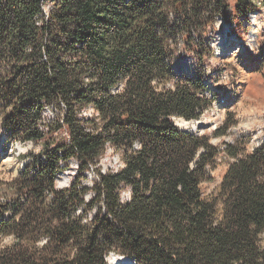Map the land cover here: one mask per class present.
Masks as SVG:
<instances>
[{"label": "trees", "instance_id": "16d2710c", "mask_svg": "<svg viewBox=\"0 0 264 264\" xmlns=\"http://www.w3.org/2000/svg\"><path fill=\"white\" fill-rule=\"evenodd\" d=\"M262 5L0 0V132L42 145L8 185L17 198L0 199V264H106L110 252L138 264H264V138L252 151L239 140L220 149L180 129L177 120H200L212 99L173 64L180 46L205 62L218 19L246 20ZM51 105L61 113L47 121ZM234 125L226 119L213 137ZM108 145L121 165L85 186ZM222 154L227 170L205 197ZM72 160L78 172L59 189Z\"/></svg>", "mask_w": 264, "mask_h": 264}, {"label": "rangeland", "instance_id": "374dc122", "mask_svg": "<svg viewBox=\"0 0 264 264\" xmlns=\"http://www.w3.org/2000/svg\"><path fill=\"white\" fill-rule=\"evenodd\" d=\"M215 27L206 34L205 44L201 47L208 60L202 62L196 53L188 52L180 46L173 63L179 77L202 79L206 85L205 95L212 99L211 108L200 119L201 124L185 121L190 123L186 127L189 131L195 127L193 132L210 136L211 142L220 149L224 148L225 142L239 140L252 151L262 144L264 138V5L246 20H237L230 12L226 21L219 18ZM229 30H233L240 38H234ZM219 41L223 43V48L219 47ZM220 49H223V54H220ZM90 111L88 109V114ZM60 113V110L51 105L45 110L44 118L51 121ZM226 119L235 121L236 125L229 129L226 136L213 137V131ZM180 120L184 119L177 121ZM7 137V134L0 132V199L15 200L17 196L8 185L18 178L20 171L30 161L28 155L38 154L42 145L33 143L30 147L29 144L7 140ZM108 149V155L98 165L100 169L103 167L102 171L110 168L116 170L120 165L118 155L113 153L110 146ZM228 161L224 154L220 156L212 174L213 180L203 185L205 197L218 192ZM75 162L76 160H72L59 174V189L67 187L74 180L78 172V162ZM97 174L96 169L86 173L83 184L94 186ZM93 195V191H89L86 199L89 201ZM95 209L89 210L84 217L90 218L96 212ZM80 213L79 210L74 215ZM11 241L12 239L7 238L5 242ZM127 264L136 263L130 260Z\"/></svg>", "mask_w": 264, "mask_h": 264}, {"label": "bare ground", "instance_id": "6f19581e", "mask_svg": "<svg viewBox=\"0 0 264 264\" xmlns=\"http://www.w3.org/2000/svg\"><path fill=\"white\" fill-rule=\"evenodd\" d=\"M46 12H47V10H46ZM218 45H219V47L221 46H223V43L221 42V41H219V43H218ZM223 48V47H222ZM222 50L223 49H220L219 51H221V53L220 54H223L222 53ZM175 67V66H174ZM49 106H47L46 107V109L48 108ZM89 110H91V111H93V109L92 108H89ZM91 111H90V113H89V115H91ZM87 114H88V111L86 112ZM52 117V116H51ZM194 122V121H193ZM195 124H201V121L200 120H198V121H196V122H194ZM177 124H178V126L182 129V130H187V125H189L190 123H188V122H185V120H180V121H177ZM193 131H195V127H193L192 128V132ZM24 144H29V146L30 147H32L33 146V142L32 141H27L26 143H24ZM24 144H21V146H23ZM108 146H110V145H108ZM109 150V149H108ZM75 161V160H74ZM77 162V161H76ZM75 162V163H76ZM76 165V164H75ZM120 165H121V162H120ZM119 165V166H120ZM78 166V165H77ZM100 167V166H99ZM78 169V168H77ZM92 171V170H91ZM106 172V169H104L103 171H102V173H105ZM87 173H90V171L89 172H87ZM77 174V173H76ZM92 176V175H91ZM97 177V180H98V174L96 175ZM95 177V176H94ZM91 178V177H90ZM58 182V181H57ZM94 184H95V182H94ZM69 186V185H68ZM124 195V194H123ZM127 197H129V192H125V195H124V198H127ZM95 214V213H94ZM94 214L92 215V216H90V218H88V219H93V217H94ZM84 222H89V221H87V219H85L84 220ZM130 260H132V259H130L129 257H125V256H123V255H120V257H117V256H109L108 257V260H107V264H127ZM133 261V260H132ZM133 263H136L135 261H133ZM136 264H138V263H136Z\"/></svg>", "mask_w": 264, "mask_h": 264}, {"label": "built area", "instance_id": "2783aa9c", "mask_svg": "<svg viewBox=\"0 0 264 264\" xmlns=\"http://www.w3.org/2000/svg\"><path fill=\"white\" fill-rule=\"evenodd\" d=\"M79 166H80V163H79ZM94 168V167H93ZM102 168L103 167H101V169L100 170H97L96 169V171H98V179H100V171H102ZM2 201H5V200H3V199H1ZM100 205H103V202H100ZM82 213H84L83 211H82ZM87 221H92L91 219H88L87 218ZM43 243H44V241H43ZM109 256H117V257H120V254H118V253H116V252H110L108 255H107V257H106V264H107V260H108V257Z\"/></svg>", "mask_w": 264, "mask_h": 264}, {"label": "water", "instance_id": "95a60500", "mask_svg": "<svg viewBox=\"0 0 264 264\" xmlns=\"http://www.w3.org/2000/svg\"><path fill=\"white\" fill-rule=\"evenodd\" d=\"M186 121V120H185ZM177 126H178V124H177ZM181 129V128H180ZM185 131H188V130H185Z\"/></svg>", "mask_w": 264, "mask_h": 264}]
</instances>
